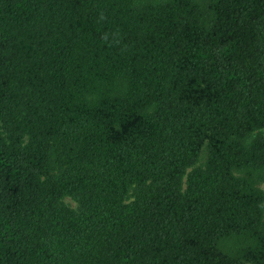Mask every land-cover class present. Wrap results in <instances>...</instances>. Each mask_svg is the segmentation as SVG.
<instances>
[{"label":"trees","instance_id":"16d2710c","mask_svg":"<svg viewBox=\"0 0 264 264\" xmlns=\"http://www.w3.org/2000/svg\"><path fill=\"white\" fill-rule=\"evenodd\" d=\"M263 129L264 0H0V264H264Z\"/></svg>","mask_w":264,"mask_h":264},{"label":"rangeland","instance_id":"374dc122","mask_svg":"<svg viewBox=\"0 0 264 264\" xmlns=\"http://www.w3.org/2000/svg\"><path fill=\"white\" fill-rule=\"evenodd\" d=\"M262 132L264 133V129L262 130ZM260 186L264 187V183H261ZM64 200L71 205L73 204L72 200H70L68 197H65Z\"/></svg>","mask_w":264,"mask_h":264}]
</instances>
